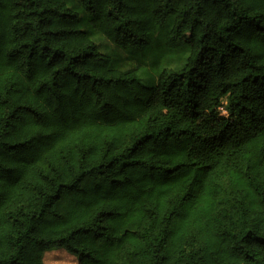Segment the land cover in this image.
<instances>
[{"label": "trees", "instance_id": "obj_1", "mask_svg": "<svg viewBox=\"0 0 264 264\" xmlns=\"http://www.w3.org/2000/svg\"><path fill=\"white\" fill-rule=\"evenodd\" d=\"M76 1L136 67L0 0V264H264V0Z\"/></svg>", "mask_w": 264, "mask_h": 264}, {"label": "rangeland", "instance_id": "obj_2", "mask_svg": "<svg viewBox=\"0 0 264 264\" xmlns=\"http://www.w3.org/2000/svg\"><path fill=\"white\" fill-rule=\"evenodd\" d=\"M66 2L69 6H71L73 9H76V12L78 13L79 17L82 20V28L88 33V35L96 41L99 45L100 51H105L110 54L111 56V66L118 68L123 71H129L132 70L136 67L135 62H133L129 55L123 51L121 48L116 47L114 45H111L107 40L99 35L96 34V32L92 29L86 15L82 11L81 7L77 3L76 0H63ZM139 52V58L141 57V54L144 52ZM149 58V56L147 57ZM144 73L141 74L139 73V78L140 81L143 84H146L144 81L145 79L143 76L147 73L146 69H144ZM147 70L151 72L152 74V69L150 66H148ZM43 262L44 264H79V261L77 257L69 254L64 248H58L50 251H46L43 255Z\"/></svg>", "mask_w": 264, "mask_h": 264}]
</instances>
